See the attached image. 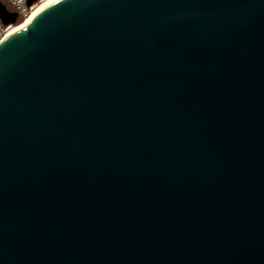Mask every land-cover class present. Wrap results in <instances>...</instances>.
Instances as JSON below:
<instances>
[{
  "label": "water",
  "instance_id": "1",
  "mask_svg": "<svg viewBox=\"0 0 264 264\" xmlns=\"http://www.w3.org/2000/svg\"><path fill=\"white\" fill-rule=\"evenodd\" d=\"M0 264H264V0H57L8 34Z\"/></svg>",
  "mask_w": 264,
  "mask_h": 264
},
{
  "label": "built area",
  "instance_id": "2",
  "mask_svg": "<svg viewBox=\"0 0 264 264\" xmlns=\"http://www.w3.org/2000/svg\"><path fill=\"white\" fill-rule=\"evenodd\" d=\"M0 1L5 5L6 9L9 12H15L18 16V20L16 23L6 25L0 20V42L4 40L6 36L11 32L13 27L16 26L19 19L25 20L31 14L33 9L42 2V0H37L35 3L29 6L27 4L28 0H5L7 4L2 0Z\"/></svg>",
  "mask_w": 264,
  "mask_h": 264
},
{
  "label": "bare ground",
  "instance_id": "3",
  "mask_svg": "<svg viewBox=\"0 0 264 264\" xmlns=\"http://www.w3.org/2000/svg\"><path fill=\"white\" fill-rule=\"evenodd\" d=\"M57 0H42V2L40 4H38L36 6V8L33 9V11L31 12V14L19 25H16L13 27V29L11 30V32L9 34H11L12 32L18 30L19 28H21L22 26H25L28 24V21L41 9L45 8L46 6L52 4L53 2H55Z\"/></svg>",
  "mask_w": 264,
  "mask_h": 264
},
{
  "label": "rangeland",
  "instance_id": "4",
  "mask_svg": "<svg viewBox=\"0 0 264 264\" xmlns=\"http://www.w3.org/2000/svg\"><path fill=\"white\" fill-rule=\"evenodd\" d=\"M2 1L5 2V3L7 4V2H6L5 0H2ZM23 21H24V19H23ZM23 21H22V22H23ZM22 22H20V23L18 22L16 25H19V24H21Z\"/></svg>",
  "mask_w": 264,
  "mask_h": 264
},
{
  "label": "trees",
  "instance_id": "5",
  "mask_svg": "<svg viewBox=\"0 0 264 264\" xmlns=\"http://www.w3.org/2000/svg\"><path fill=\"white\" fill-rule=\"evenodd\" d=\"M22 21H23V19H19V21H18V22L20 23V22H22Z\"/></svg>",
  "mask_w": 264,
  "mask_h": 264
}]
</instances>
